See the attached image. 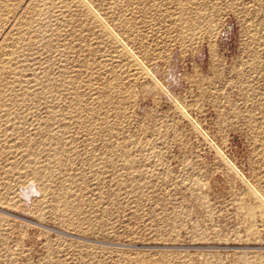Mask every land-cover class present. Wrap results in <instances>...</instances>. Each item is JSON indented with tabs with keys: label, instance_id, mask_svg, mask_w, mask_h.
<instances>
[{
	"label": "rangeland",
	"instance_id": "1",
	"mask_svg": "<svg viewBox=\"0 0 264 264\" xmlns=\"http://www.w3.org/2000/svg\"><path fill=\"white\" fill-rule=\"evenodd\" d=\"M0 264H264V0H0Z\"/></svg>",
	"mask_w": 264,
	"mask_h": 264
},
{
	"label": "bare ground",
	"instance_id": "2",
	"mask_svg": "<svg viewBox=\"0 0 264 264\" xmlns=\"http://www.w3.org/2000/svg\"><path fill=\"white\" fill-rule=\"evenodd\" d=\"M201 18H203V17H201ZM204 19V18H203ZM205 20V19H204ZM251 212H253V211H251Z\"/></svg>",
	"mask_w": 264,
	"mask_h": 264
}]
</instances>
